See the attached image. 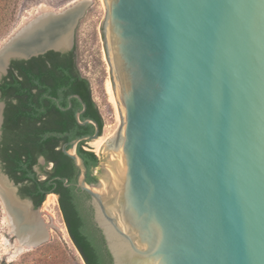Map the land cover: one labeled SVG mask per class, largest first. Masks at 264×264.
Segmentation results:
<instances>
[{
	"label": "water",
	"instance_id": "95a60500",
	"mask_svg": "<svg viewBox=\"0 0 264 264\" xmlns=\"http://www.w3.org/2000/svg\"><path fill=\"white\" fill-rule=\"evenodd\" d=\"M82 1L42 12L5 38L0 80L13 59L71 50L89 5ZM108 5L126 119L123 163L118 170L112 162L117 179L106 172L105 188L87 181L77 147L100 137L93 119L79 120L94 123L95 132L63 150L80 169L78 186L91 197L113 264H264V0ZM0 104L1 141V92ZM0 184L13 218L12 199L33 205L1 160Z\"/></svg>",
	"mask_w": 264,
	"mask_h": 264
},
{
	"label": "trees",
	"instance_id": "16d2710c",
	"mask_svg": "<svg viewBox=\"0 0 264 264\" xmlns=\"http://www.w3.org/2000/svg\"><path fill=\"white\" fill-rule=\"evenodd\" d=\"M14 11L15 1L0 0V16H9L0 17V39L12 28ZM0 92L5 102L0 141L2 167L19 185L20 195L40 207L48 194L55 192L56 181H78L80 169L64 152L63 145L95 132L94 123L83 124L80 120L96 121L101 135L102 114L93 99L89 79L77 66L75 47L67 52L49 50L29 59H13L8 73L0 80ZM84 104L86 109L78 118ZM85 143L86 140L81 141L77 151L89 169L90 182H97L99 177L93 171L100 160L95 152L82 147ZM42 156L46 158L44 164L39 162ZM51 161L54 166L48 168ZM74 216L73 219L68 216L69 232L86 263L113 264L103 235L101 238L97 235L101 230L98 228L96 232L90 224L87 226L79 218V212ZM47 261L38 259L34 264ZM11 264L31 263L13 261Z\"/></svg>",
	"mask_w": 264,
	"mask_h": 264
},
{
	"label": "rangeland",
	"instance_id": "374dc122",
	"mask_svg": "<svg viewBox=\"0 0 264 264\" xmlns=\"http://www.w3.org/2000/svg\"><path fill=\"white\" fill-rule=\"evenodd\" d=\"M13 1H15V11L12 17L14 24L0 39V45L5 38L36 15L46 11L65 9L78 0ZM0 17L9 18L7 15ZM73 47H75L77 66L81 74L91 83L93 99L104 121L100 145H93L91 144L93 140H89L86 141L85 147L99 157L100 162L94 169V174L99 177L105 188L106 172L110 174L113 181L117 179L112 162H115L118 170L123 163L122 144L126 125L125 107L120 95L118 75L109 39L108 0H89V5L74 30ZM108 84L112 85L116 99L109 94ZM54 194L56 196L53 198V204L46 205L45 200L40 207H35L33 204L29 208L28 205L29 215L45 226L46 238L38 246L25 247L17 252L14 251L10 242L16 245L20 238L14 233L7 211L0 199V262L6 261L11 264L13 261L17 263L28 261L34 264L40 259L48 260L45 264H86L69 235L60 210L58 195Z\"/></svg>",
	"mask_w": 264,
	"mask_h": 264
},
{
	"label": "flooded vegetation",
	"instance_id": "af4514ba",
	"mask_svg": "<svg viewBox=\"0 0 264 264\" xmlns=\"http://www.w3.org/2000/svg\"><path fill=\"white\" fill-rule=\"evenodd\" d=\"M82 147L85 150H87L85 145H83ZM42 157H44V156H42ZM44 159L45 160H44L43 163H41L40 161L39 162L41 164H44L46 162V158L44 157ZM49 164H50V166H48V168L54 166V162L53 161H51ZM89 174L90 173H89V169H88V171H87V181L90 182ZM53 188L55 190V193L58 195L60 210L62 212L63 219L65 221V224H66L68 232H69L68 222L70 223V221H68L69 220L68 216H69L70 219L71 218L73 219V218H75L74 215H75L76 212H79L81 214V216H79V218L85 224H87V226L90 224L92 226V228L96 232L99 230L98 227H97V224L95 222V219H94V209H93V206L91 204V197H90V195H88V193L85 190H82L81 187L78 186V181L77 180L73 181L71 183H66V182L65 183H60L59 181H56L55 185L53 186ZM71 222H72V220H71ZM87 226L84 225V227H87ZM80 229H83V228H81V226H80ZM97 233H98L97 235L101 238L102 237V234H101L102 232L99 233V231H98ZM69 235H70V232H69ZM70 237H71V235H70ZM71 239L73 240L72 237H71ZM85 262H86V260H85Z\"/></svg>",
	"mask_w": 264,
	"mask_h": 264
},
{
	"label": "bare ground",
	"instance_id": "6f19581e",
	"mask_svg": "<svg viewBox=\"0 0 264 264\" xmlns=\"http://www.w3.org/2000/svg\"><path fill=\"white\" fill-rule=\"evenodd\" d=\"M76 2H83V1L82 0H78ZM76 2H74L72 4H76ZM72 4H70V6ZM80 4L79 5H75V8L79 9V8H81L84 5V4H81V5ZM62 10H64V9H62ZM47 12H50V11H46L45 13H47ZM43 22H45V21H43ZM42 24H45V23H42ZM67 39H68L67 36L62 34L57 42L60 45H64V44H66ZM108 92H109V94H111L112 98L116 99V96H115V93H114V90H113L111 84H108ZM101 138L102 137H99L97 139H93V141H91V144L100 145ZM0 186H1V184H0ZM55 196L56 195L54 193L48 194V197H47V199L45 201V204L46 205L53 204L54 203V199L53 198ZM12 202H13L14 205L16 204L15 208L18 211V215L15 216V218H13L8 213V211L6 209V206H5V203L4 202H2V203H3L4 209L7 211V214H8V217H9L10 221H11L14 233L16 231H18V233H19L18 237L20 238V241H19L18 244L14 245V244H12V242H10L9 239H7V241L11 243L12 248L14 249V251L17 252L19 250L24 249L25 247H30V246H28V244H29V242L31 240H36V239H39V238H41L43 236H46V228L40 221H38L36 218L31 217L29 215V209H28V204L27 203H21V202L20 203L19 202L15 203L14 199H12Z\"/></svg>",
	"mask_w": 264,
	"mask_h": 264
}]
</instances>
